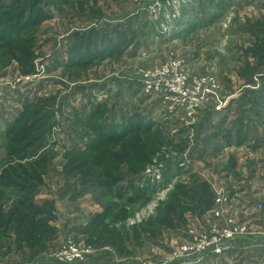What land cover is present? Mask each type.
Returning a JSON list of instances; mask_svg holds the SVG:
<instances>
[{"label":"rangeland","instance_id":"374dc122","mask_svg":"<svg viewBox=\"0 0 264 264\" xmlns=\"http://www.w3.org/2000/svg\"><path fill=\"white\" fill-rule=\"evenodd\" d=\"M41 4L52 15L35 33L34 72L21 73L17 59L0 58V136L6 134L8 123L27 102L56 98L49 103L54 129L46 137L48 163L35 198L50 196L54 200L50 224L59 236L39 254L41 261L30 259L27 250L22 254L7 244L0 248V264H51L55 260L52 256L68 245L92 252L94 258L110 255L113 264H181L183 258H177V249L191 233L202 232L205 217L214 206L215 192L223 188L230 193L229 182L221 175L230 170L233 179L241 176L240 165L227 161L232 155L225 149L201 163L198 156L192 159L202 147V136L209 138L208 142L220 141L222 135L215 134L226 117L232 123L227 127L230 130L249 121L252 132L246 128V138L254 136L256 128L264 127V116H260L264 104H258L264 100V0H72L64 1L61 9L55 2L46 4L42 0ZM93 28L100 35L95 34L89 40L91 44H85L87 32ZM77 34L86 35L78 38ZM75 44L91 50L111 45L117 51L114 48L112 55L96 57L90 63L69 65ZM160 78L174 87V82L182 79L188 95L168 92L171 86L156 87ZM150 85L153 87L149 90ZM189 95L196 100L191 102ZM97 109L104 113L96 120L105 125L134 123L143 117L161 129L140 134L148 143L158 144L154 153L146 151L152 155L134 176L137 187L149 188L148 199L130 204L94 190L74 195L75 190L87 187V176L68 166L78 155L67 156L66 151L75 147L86 150L90 138L84 120ZM225 110L230 113L217 122L211 119L212 124L202 129L204 115L224 114ZM2 138L0 157L4 156ZM115 146L119 147L113 143L111 148ZM210 149L213 152V146ZM251 164L243 167L249 169ZM155 170L159 177L150 176ZM198 182L205 183L211 193L209 209L202 201L206 196L201 187L194 193L190 189ZM177 184L187 190L179 192L185 208L182 215L177 210L172 224L151 225L170 205L172 194L178 192ZM230 199L239 225L252 232L263 218V202L250 208L232 195ZM12 201L5 203V211ZM116 204L114 209H126L125 217L110 223L109 227L118 231L86 228L89 219ZM258 230L264 238V229ZM116 233L121 234L122 253L110 242ZM184 263L203 262L195 258Z\"/></svg>","mask_w":264,"mask_h":264},{"label":"trees","instance_id":"16d2710c","mask_svg":"<svg viewBox=\"0 0 264 264\" xmlns=\"http://www.w3.org/2000/svg\"><path fill=\"white\" fill-rule=\"evenodd\" d=\"M64 1L67 3L72 0H45V3L55 2L61 9ZM41 3L42 0H0V49L5 50L0 51V58L17 59L21 73L34 72L35 33L39 25L52 15L42 8ZM99 33L93 28L87 32L86 37V34H77V37L88 39L85 42L87 44L95 34H97L95 37H98ZM104 37L106 38L105 35ZM79 47L81 46L75 44L70 52L69 65L90 63L96 57L103 59L107 55H112L114 48L117 51V47L111 45L103 46L101 50H91V47L83 50ZM55 99L40 97L33 102H27L14 120L8 123L6 134L0 136V139L3 137L2 140L5 141L4 156L0 157V248L5 247L3 244L6 242L13 243L17 247L16 250L22 254L27 250L30 259L46 250V245L53 242L57 234L56 227L50 224L54 217L52 214L54 202L52 200L37 202L35 199L37 191L43 185V174L48 163L46 137L54 129L53 111L49 103ZM101 113L104 112L97 109L84 120L86 136L90 138L87 140L86 150L75 147L66 151L67 156L78 155L77 158L70 159L68 166H72V170L83 171L87 176V187L82 191L75 190L74 195L79 196L94 190L109 197L115 196L130 204L138 203L144 198L148 199L149 188L137 187L134 176L143 169L145 161L152 155L146 151L154 153V146L158 144L157 141L155 144L148 143L140 134L153 133L161 129L143 117L136 118L138 120L134 123L105 125L106 123L96 120ZM113 143H117L119 147L115 146V149H112ZM126 179L129 181L124 183ZM200 187L202 194L206 196L202 198L206 204L205 209H209L212 197L208 186L198 182L196 187L190 189L194 193L200 190ZM175 188L178 192L172 194L170 205L160 219L152 220L151 225L158 222L172 224V215L177 210L182 215L185 208L182 207V196L179 192L187 190L181 184H177ZM12 198L9 210L5 211V203ZM115 206L118 204L105 207L102 213L91 218L86 228L96 232L107 229L116 231L117 229L109 227L110 223L125 217L126 209L121 207L114 209ZM120 235L116 233L112 239L110 238V242L122 253L125 249Z\"/></svg>","mask_w":264,"mask_h":264},{"label":"crops","instance_id":"0c3cea01","mask_svg":"<svg viewBox=\"0 0 264 264\" xmlns=\"http://www.w3.org/2000/svg\"><path fill=\"white\" fill-rule=\"evenodd\" d=\"M241 103L243 104V102ZM262 103L264 104V100L263 102L258 101L259 106ZM262 108L264 109V107ZM214 113H215L214 115L208 113L207 117L205 115L203 116L202 129H204L206 124H212L211 119H213L214 122H217L220 120V117L228 115V113L230 112L227 113V110H225L224 114H222L223 112H214ZM263 114L264 112H261L260 116H264ZM209 119L210 121H208ZM222 120H225V122L220 121L221 124H219V127L217 128V133L215 135L217 136L222 135V137L225 139L222 138L220 139V141L217 140L218 142H212V140L208 142L209 138H205L204 136H202V147H200V149L196 151L198 152V154L193 155L192 159L193 157L195 159L198 156V158L202 160V161L200 160L201 163L206 161V159L210 158V156L212 155L215 154L218 155L222 149H225L226 151H230L232 157H228L227 161L230 160L232 162H238V164L240 165L239 170H241L240 171L241 176L237 179H233L232 173H229L230 170L229 171L226 170V172H224L221 175L222 178L224 177L228 180L229 187H231L230 189L231 195L234 196V199L239 204L244 202L242 204L243 205L245 204L246 207L252 208L260 200L264 204V127H260L258 129L256 128V130L253 132L254 136H250L246 138L247 136L245 132L246 128L250 129L248 133L252 132L250 128L251 124L249 123V121L246 123V125L243 124L242 127L240 126L236 127V130H230L227 129V127L228 126L231 127L232 124L231 122H229L230 121L229 117L223 118ZM232 134L235 137L232 138L231 137ZM212 146H213V150H212L213 152H210L211 151L210 148ZM200 152H202V154ZM251 162L252 164L250 165L249 169L243 167L244 164ZM40 189L41 188H39L38 191H40ZM38 191L35 196L39 195ZM35 199L37 200V202L52 200L50 196H46L43 199L42 198L41 199L35 198ZM262 217L263 218L261 219V221L256 222L257 226L259 227V228L256 227V229L257 228L260 230L264 229V215H262ZM90 222L91 219H89L88 224H90ZM107 222H109V220H107ZM88 224L86 226H88ZM256 234L257 235L251 234L244 238H238L237 240H235L233 249L231 250L230 253L218 259L215 258L214 256H209L202 264H264V238L260 237L261 234L259 233ZM58 236L53 241L58 239ZM7 244L8 247L10 246L13 247L11 248V250H15L16 252H18L16 250L17 247L15 246V244L13 243L9 244L6 242V244L3 245L7 247ZM40 255H37L35 258H39L38 256ZM110 257H111L110 255L103 254V255H99L96 258L94 257L90 258L87 263L78 262L75 264H88L92 260L94 261L93 263L95 264H113ZM51 262H52L51 264L57 263L56 260ZM179 262L181 264H185L182 260ZM32 264H36V262Z\"/></svg>","mask_w":264,"mask_h":264},{"label":"built area","instance_id":"2783aa9c","mask_svg":"<svg viewBox=\"0 0 264 264\" xmlns=\"http://www.w3.org/2000/svg\"><path fill=\"white\" fill-rule=\"evenodd\" d=\"M164 77V76H161ZM183 80L178 79V82H174L173 85L169 82H164L163 78H160L156 82V87H161L163 85L169 88L168 92H173L174 94H179L181 96L188 95L189 91L183 89ZM153 86H149L150 90ZM208 93L211 92L207 88ZM191 99V102L196 100L195 98ZM203 99V98H202ZM183 162V163H182ZM184 165V161L180 162V165ZM151 177H159L160 174L155 170V172L150 174ZM220 188L219 192H215L214 206L211 211L208 213V217H205L204 227L200 234L191 233L186 239L185 243L177 249V258H183L184 262H189L196 258V262H204L209 256H214L215 258H221L233 249L235 240L241 238L242 236H247L248 234H256L257 229H253L251 232L248 228L239 225L240 221L238 220L239 216H236L234 213V203L230 199V193H226L223 189V194L221 193ZM233 204V205H231ZM262 205V204H260ZM263 206V205H262ZM247 214V213H246ZM76 246H66L62 252L57 256L54 255L56 261H61L62 263H73L79 262L83 263L89 261L92 252H83L79 251L81 249H76ZM83 252V253H82ZM181 261V260H180Z\"/></svg>","mask_w":264,"mask_h":264}]
</instances>
